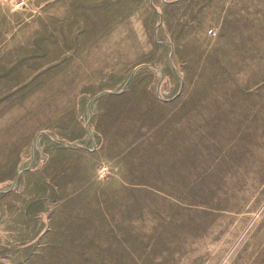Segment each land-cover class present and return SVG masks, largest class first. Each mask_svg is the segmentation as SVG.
Segmentation results:
<instances>
[{"label": "rangeland", "instance_id": "374dc122", "mask_svg": "<svg viewBox=\"0 0 264 264\" xmlns=\"http://www.w3.org/2000/svg\"><path fill=\"white\" fill-rule=\"evenodd\" d=\"M0 264H264V0H0Z\"/></svg>", "mask_w": 264, "mask_h": 264}, {"label": "built area", "instance_id": "2783aa9c", "mask_svg": "<svg viewBox=\"0 0 264 264\" xmlns=\"http://www.w3.org/2000/svg\"><path fill=\"white\" fill-rule=\"evenodd\" d=\"M212 32H213V30H212Z\"/></svg>", "mask_w": 264, "mask_h": 264}]
</instances>
